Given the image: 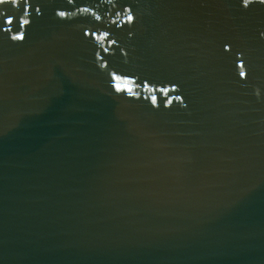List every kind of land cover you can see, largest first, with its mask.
Wrapping results in <instances>:
<instances>
[{"label": "water", "instance_id": "obj_1", "mask_svg": "<svg viewBox=\"0 0 264 264\" xmlns=\"http://www.w3.org/2000/svg\"><path fill=\"white\" fill-rule=\"evenodd\" d=\"M34 4L0 35V264H264V6Z\"/></svg>", "mask_w": 264, "mask_h": 264}, {"label": "snow or ice", "instance_id": "obj_2", "mask_svg": "<svg viewBox=\"0 0 264 264\" xmlns=\"http://www.w3.org/2000/svg\"><path fill=\"white\" fill-rule=\"evenodd\" d=\"M67 2L69 4H72V3H74V0H67ZM7 4H11V5L15 6L17 9L20 10V12H19V15L15 19L6 18V14L0 15V35H2L3 33H10L12 31V29L10 27H8V25H13L14 23L18 25V30L23 29L24 26L31 27L33 21L31 19L27 18L30 11H35L37 13L40 12V9L35 7L34 0H0V5H7ZM254 4H259L261 6H264V0H243V7L245 9L249 8L251 5H254ZM82 11L88 12L89 9L84 8V9H82ZM128 11L131 12V9H129ZM57 15L59 17H65L66 18L68 13H67V11H59L57 13ZM92 15L95 16L96 20L101 19V17L97 16L94 12L92 13ZM135 19L136 18L134 16L128 15L126 22L127 23H134ZM113 23H116V21H113ZM261 34L264 35V32H262ZM85 35L92 36V35H94V33L89 31V32H86ZM25 38L26 37L23 34V32H21L19 35H13L12 36V39L17 40V41H24ZM95 38L98 41H103V40L108 39V34L104 33L103 36L96 35ZM111 43L115 44V41H111ZM104 50L107 51V48H105ZM125 55H127V53H125ZM103 59L104 58L101 56L100 60L103 61ZM103 67L107 68L108 65L105 63V64H103ZM243 67H244V63L241 62L239 65V68L242 69ZM238 74H239V76L245 77V78H247V76H248V73L243 72V71H239ZM113 79L119 80V79H121V77L115 76L113 74ZM116 87H117L118 91H124L125 90V89H121L119 85H117ZM126 90L130 93L133 92V89L130 87L127 88ZM155 90H156L155 88L151 89V91H153V92ZM161 91H164V89H161ZM145 99H147V97H145ZM156 102H157V98L155 96H153L152 97V103L155 104Z\"/></svg>", "mask_w": 264, "mask_h": 264}, {"label": "bare ground", "instance_id": "obj_3", "mask_svg": "<svg viewBox=\"0 0 264 264\" xmlns=\"http://www.w3.org/2000/svg\"><path fill=\"white\" fill-rule=\"evenodd\" d=\"M1 6V5H0Z\"/></svg>", "mask_w": 264, "mask_h": 264}]
</instances>
